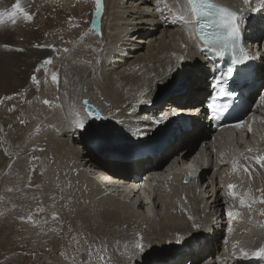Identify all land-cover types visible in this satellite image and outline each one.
I'll return each mask as SVG.
<instances>
[{
	"label": "bare ground",
	"instance_id": "bare-ground-1",
	"mask_svg": "<svg viewBox=\"0 0 264 264\" xmlns=\"http://www.w3.org/2000/svg\"><path fill=\"white\" fill-rule=\"evenodd\" d=\"M72 1L21 0L22 6L34 17L27 20L18 14L14 20H5L0 25V99L3 100L0 103V165L8 163L11 158L4 147L3 138L5 137L12 144V148L16 149L17 143L29 134L30 123L27 120L32 118L34 107V103L30 101L37 94L34 89L37 82L31 77L35 75L39 82L47 68L51 72L49 75H52L55 73V64L57 66L61 63V72L55 73L61 81V92L58 93L55 109L50 106L47 99L48 104L40 105L39 108L35 105L36 113L41 116L43 111L50 110L48 115L51 117L48 120L45 118L47 121L43 123L48 126L54 124V127L51 129L42 127L44 131H40V135L36 133V139L29 140L30 146L38 147L39 143H42L48 151L52 153L54 151L57 155L54 163L50 164L53 167L56 162V168H50L47 166L49 157L47 159L42 152H37L39 157L37 156L38 159H34V162L36 164L43 162L45 167L44 169L43 166L40 167L42 170L36 169L32 183L29 182L33 189L47 185L54 188L65 187L69 200L66 210L68 219L65 224L60 219L61 223L56 226L58 232L64 233L67 238L76 235L79 250L87 248L81 243L86 241L83 240L86 237L92 238L96 247L106 246L107 250L113 248L117 264H215L221 259L227 264H237L239 262L234 261V258L242 255L241 248L249 251L251 247L264 246V227L260 225V220L250 217V213L253 215L259 210L261 212L264 203L248 201L250 207L241 206L237 200L239 196L232 198L228 195L229 189L223 194H215L213 190L211 194L208 186L212 182L211 169H205L204 166L202 184L207 186L204 192L195 196L194 200L197 202L189 193L181 191L177 195L180 191V175L173 167L159 169L154 173L145 170L146 180L139 187L120 185L121 181L115 179L113 170L120 173H130V170L126 167L112 169L99 167L98 157L90 153L91 148L85 143L88 141L86 134L88 127L79 130L73 123L77 119V113L80 118L85 116L81 103L87 100L101 112L102 117H105L103 123L109 122L110 125L104 127L107 134L115 132L113 125L133 133L135 122L140 117L139 111L149 105L141 103L143 98L146 96L156 101L165 93L163 91H166L169 83L179 85L182 79L184 80L182 95L191 96L190 103L182 105L184 112L193 110L198 106L199 100L206 98L205 93L199 92L205 90L208 61L201 52L203 44H194L191 40L195 32L193 18L183 16L184 0H117L116 3H112L109 8L108 36L103 39L97 36L98 39H95L93 35L87 39L88 43L93 41L100 49L92 53V56H87L88 60L95 58L96 64L83 60L82 55L77 56L75 52H71L70 58L66 61L64 58L67 52H61L62 47L59 48V43L52 39L55 30L68 29L72 25L70 21ZM225 1H230L242 16L241 29H244L252 9L258 7L262 0H250L248 5H245L243 0ZM15 2L16 0H0L2 9L0 11H11ZM81 6L84 8V4ZM42 15L45 16L44 19ZM43 20H46L45 24ZM261 31L262 28L256 27L254 34L249 33L250 39L247 44L253 62L259 67V72L264 73V34L260 37ZM91 32L98 35L101 33L98 20L94 22ZM46 34L50 36L47 37ZM48 57L52 58V64L36 71ZM97 69L104 75L101 82L98 80L100 76ZM183 69H188L184 77ZM205 75L206 78L203 77ZM36 86L41 88L40 90H46L48 87L43 84ZM260 88L258 91H264V83ZM9 96L12 99H4ZM159 111L158 108L155 109V112ZM193 124V130L202 127L196 116L193 118ZM254 126L264 127V106L258 107ZM190 133L191 131H186L177 135L168 150L174 149L176 152L178 143L191 139ZM44 135L46 137H42ZM108 162L114 164L113 160ZM144 163L145 158L138 160L133 164L132 170L138 169ZM247 166L250 175L244 168L241 169L238 174V187L247 190L259 201L260 197L264 196V168L255 161ZM53 170L58 175L57 182L53 177ZM12 180L11 178L7 180L5 175L0 173V189L3 190V195H7L6 188L15 192V189L20 190V186L19 188L10 186L14 182ZM99 182L107 189L101 191L97 185ZM108 190L110 194L106 193ZM208 193L214 201H209V197H206ZM234 201L235 203H231ZM202 202L208 204L203 208ZM230 205L233 209L237 208L231 215L225 216V206ZM71 206L74 209L73 213L68 212ZM75 212L77 219L71 221V216L74 217ZM4 213L0 211V228L8 226H3L6 224ZM33 214L30 222L34 230L40 224L49 222L51 216L46 206L39 205L34 208ZM36 216L41 222L35 220ZM262 216L264 220V215ZM200 220L202 225L194 227ZM27 224L29 225V222ZM209 225L212 227L207 233L209 237L198 239L197 246L185 247L196 241V237L207 230L205 226ZM223 226L226 227V233L224 231L222 233L225 239L222 236L218 240L215 239ZM6 233V229H0L2 249L7 243L2 239ZM61 233L56 236L57 242L62 237ZM179 237L182 242L175 243ZM259 238L261 239L258 243L250 245L251 240ZM135 243L142 244L148 252L141 253ZM147 246L161 248L152 250ZM170 248L171 250H168ZM150 252H157L156 257L152 258ZM55 253L57 255L58 252ZM215 253L214 259L212 255ZM228 256L232 258H227ZM90 260L85 257L80 263L91 264Z\"/></svg>",
	"mask_w": 264,
	"mask_h": 264
},
{
	"label": "rangeland",
	"instance_id": "rangeland-1",
	"mask_svg": "<svg viewBox=\"0 0 264 264\" xmlns=\"http://www.w3.org/2000/svg\"><path fill=\"white\" fill-rule=\"evenodd\" d=\"M116 1L117 0H102V10H101L100 16H97L95 14L94 5H96V0H73L72 1L71 8H70V14H71L70 21L72 25L68 29L61 28L62 30L61 29L55 30V33L53 34H55L56 36L55 35L52 36V39L56 40L59 43V48L62 47L60 48L61 49L60 51L67 52L64 58L66 59V61L68 58H70L71 54L75 52L77 56L82 55L83 60L90 61L91 63L96 64L95 58L93 60L92 58L88 60L87 56L90 57L92 53L98 52L100 49L93 41H91V43H88L87 39L88 37L90 36L92 37L93 35H95L94 36L95 39H98V38L103 39L105 36H108L107 30L109 26L108 23L110 22L109 20L110 9L109 8H111V4L116 3ZM81 4H84V8H81L82 7ZM33 17L34 16H32V18ZM44 18L45 16L42 15V19ZM96 20H98L99 22V29H100V32L103 34V36H101V33L99 35L91 34V33H94V32H91V30ZM45 22L46 20H43V24H45ZM49 36L50 35H48L47 37ZM51 64L52 63H50V65ZM60 65L61 63L57 64V66L55 64V67H54L55 73L61 72L62 66ZM99 70L100 69H97V74L98 76H100L98 80L101 82L104 79V75L102 74L101 70L100 71ZM50 73H51L50 70L47 68L44 72V76L41 77L39 82L36 84V85L43 84L45 85V87L48 86L46 90H40L41 88H38L34 84V89L37 91V94L35 95V98L32 101H30L31 103H34V107L32 110V116H31L32 118L27 120V122L30 123V126L28 127L29 134L27 136H24L17 143L16 149L12 148V144L9 141H7L5 137L3 138L4 140L3 144H5L4 147L10 153L11 158L8 162L9 164L3 163V165H0V173H2V175H5V178L7 180L10 178L11 180L13 179L12 182L13 181L14 182L11 183L10 186L12 188H19L20 186V190L15 189L16 192L12 191V189L8 190L4 185L7 191L6 192L7 195L5 196V194L3 195V190L0 189V192H1L0 193V211L5 212L4 219L6 221V224L3 226L8 225L6 227L0 228L1 230L2 229L7 230V233L4 235V238H2L1 236V238L6 240L7 243L5 246H3V249L2 247H0L1 248L0 264H81L80 261L83 260L85 257H87L89 260L91 259L90 260L91 264H99V263L100 264L101 263L102 264H115V263L117 264V256L113 248H109V250H107L108 248H106V246L96 247L94 244L95 241H93L92 238L86 237L85 239H83L86 241L81 242V243L84 244L87 248L84 250H79L78 248L79 241L76 239L77 238L76 235H71L70 237L67 238L64 233L57 231L56 226L61 223L60 219L63 220L64 224H65L66 219H68L67 217L68 214L66 213V210L68 207L69 200H68V194H67L65 187L57 188L59 186H56V188H54L52 186L47 185L45 187L39 186L40 188L37 186L35 187V189H33L34 187H32V185L30 184V182L32 183L31 180L35 177V170L40 169V167L42 168V166H43L42 169H44L45 167L43 162H41L40 164H36L34 162L33 158L39 157L37 152H40V153L42 152L44 154V157L47 159L49 157L50 160L48 161V164H47L48 167L56 168L57 166L56 162L53 165V167L50 166V164L54 163L57 155H55L54 151L53 153L51 151H48V148H46L45 144L42 145V143H39L38 147L29 145V140H33V138L36 139L35 137L36 133L37 135H40L41 133L40 131L43 130L41 129L42 127H45V128L50 127V129L54 127V124H50L49 126L44 125V123L48 120V118L51 117V115H48V112L50 110L46 109L47 111H43L42 116L36 113V108L37 107L39 108L40 105L44 106L45 104L44 101L46 99L50 101V104H51L50 106L54 108V105L57 102L56 99L57 97L59 98L58 93L61 92L60 90L61 81H59L58 79L56 81L57 83L53 82L51 78L52 75H49ZM203 77L206 78V75ZM27 103H29V99L27 100ZM87 125L88 127H90L89 124ZM42 137H46V136L44 135ZM38 148L39 150L37 151ZM31 172H33L34 174H31ZM53 177L55 181L57 182L59 178H58V175L54 173V170H53ZM55 189H57L56 193H54ZM57 191L59 193H57ZM38 205L46 206L47 210L50 211L51 216L49 218V222L47 221L46 224H42V225L40 224V226L36 228L37 230L36 229L34 230L28 217L34 216L33 214L34 208ZM72 209H73V206L69 207L68 212L73 213L74 209L73 210ZM53 214L56 216L55 218ZM69 215L71 216L70 213ZM75 216H76V212L74 214V217L71 216V221L72 219L73 220H75V218L77 219V217ZM35 220L41 222V219H39L38 216L35 217ZM28 222H29V225L27 224ZM40 227H42V229ZM38 230L40 234H38ZM60 233L62 236L60 238L61 243L60 241L57 242V237H56ZM73 233H76V232L73 231ZM63 237H65V239ZM135 245L137 244L135 243ZM59 250L62 253H60ZM55 252H58L57 255ZM185 262L186 260L183 263Z\"/></svg>",
	"mask_w": 264,
	"mask_h": 264
},
{
	"label": "snow or ice",
	"instance_id": "snow-or-ice-1",
	"mask_svg": "<svg viewBox=\"0 0 264 264\" xmlns=\"http://www.w3.org/2000/svg\"><path fill=\"white\" fill-rule=\"evenodd\" d=\"M243 2L245 5H248L250 3V0H243ZM188 3L190 5L191 13L196 14L197 16L204 15L214 18L211 23L216 25V30L213 32L202 33L201 35V39L203 40V43L207 46L208 50L221 57L225 56L226 54H230L233 57V62L236 64H244L251 59V57L248 55L247 50L243 47L241 43L240 21L242 20V16H240L237 12L230 10L226 7L218 6L210 2V0H188ZM101 10H102V0H96L95 14L97 16H100ZM18 14L22 15L27 20L32 19V15L30 14V12L27 11L25 7L22 6L21 0H16V2L12 5L11 11H0V24H3L5 20H14ZM207 26L210 27L211 24ZM181 59L183 60V58ZM51 62H52L51 57L46 58L43 64H41L36 69V71H39L40 68H43L45 65L50 64ZM51 78L54 82L58 80L57 74L55 73L52 74ZM31 79L34 82L38 83L35 75H33ZM4 99H12V97L9 96V97H5ZM2 102L3 100L0 99V103ZM44 103L48 104L49 101L45 100ZM83 103L86 109L85 116L83 118H80L79 113H77V119L73 121L76 128L79 130H84L86 126H88L87 121L89 119L96 120V119L105 118L99 114L98 110L94 109L91 105H89L87 100H85ZM141 103L151 104L152 101L142 100ZM207 108L210 109L212 112H217L218 110H220V105H218L215 102V99H213L211 102L207 104ZM167 111L171 112L172 116L178 114L177 112H174L172 108H168ZM170 119H171L170 116L160 115L158 118L153 120L152 123L154 125L159 126L161 123L167 122ZM21 123H23V121H21ZM244 123H245L244 121H240L235 126L240 127ZM249 131H251L250 128ZM249 151H251V149H249ZM33 159H38V158L34 157ZM252 159H254L255 162L260 165L261 168H264V155L255 156ZM239 167H241V165L234 160L232 162L233 171L234 172L237 171ZM244 171L248 172L250 175L248 166H244ZM236 188L237 185L235 184L228 185V189H229L228 195L230 197L236 198L237 196H240V193H238L235 190ZM248 201H251L253 203L255 202L264 203V196H261L259 201L255 200V198L252 197L250 192L245 193L243 196H240L241 206L250 207L251 205L248 203ZM39 211H43V209H39ZM231 214L232 213L229 212V215ZM261 214L264 215V209L261 210ZM28 219L31 220L32 217L29 216ZM194 227H199V225H194ZM181 242L182 241L180 239L176 241V243H181ZM137 247L139 248V251L141 253L145 252L144 246L142 244L137 245ZM240 251L244 256L249 255V253L244 251L243 248H241ZM252 255L264 258V246L258 248L255 252L252 253Z\"/></svg>",
	"mask_w": 264,
	"mask_h": 264
},
{
	"label": "water",
	"instance_id": "water-1",
	"mask_svg": "<svg viewBox=\"0 0 264 264\" xmlns=\"http://www.w3.org/2000/svg\"><path fill=\"white\" fill-rule=\"evenodd\" d=\"M84 104V103H83ZM89 105H91L94 109H96L92 104H89ZM84 109H85V105H84ZM96 110H98V109H96ZM85 112H86V109H85ZM98 112H99V114L101 115V112L98 110ZM102 116V115H101ZM91 120V119H90ZM105 120V118L104 119H96V120H91V122L94 124V125H98V124H100L101 122H103Z\"/></svg>",
	"mask_w": 264,
	"mask_h": 264
}]
</instances>
